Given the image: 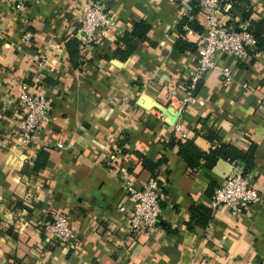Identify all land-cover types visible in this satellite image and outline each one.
Instances as JSON below:
<instances>
[{
  "label": "crops",
  "instance_id": "1",
  "mask_svg": "<svg viewBox=\"0 0 264 264\" xmlns=\"http://www.w3.org/2000/svg\"><path fill=\"white\" fill-rule=\"evenodd\" d=\"M94 3L114 26L86 45L82 22ZM249 3L252 20H262L264 0ZM238 11L225 20L243 21L245 29ZM185 16L169 0H42L19 14L12 0H0V264H264V53L253 63L221 58L231 78L210 71L181 115L204 30L200 14L198 31L181 30ZM141 22L150 26L149 39L124 58L121 38ZM26 31L33 34L28 45L21 42ZM71 39L83 46L77 66L66 47ZM181 39L197 50L177 51ZM22 84L38 87L52 107L30 145L20 139L13 102ZM187 140L203 153L223 144L254 150L250 175L262 203L238 217L212 210L235 166L220 159L208 168L201 158L193 171L177 145ZM43 151L47 160L37 169ZM142 159L165 160L158 176L165 199L157 229L131 242L123 182H149ZM62 214L75 234L69 249L41 229Z\"/></svg>",
  "mask_w": 264,
  "mask_h": 264
},
{
  "label": "built area",
  "instance_id": "2",
  "mask_svg": "<svg viewBox=\"0 0 264 264\" xmlns=\"http://www.w3.org/2000/svg\"><path fill=\"white\" fill-rule=\"evenodd\" d=\"M13 11L23 13L37 5L42 0H12ZM177 4L187 16L192 11L194 0H169ZM203 18L204 30L199 35L200 46L198 51L197 69L190 74L186 84V97L181 101L178 112L182 115L188 110L193 101L195 91L207 74L215 69H221L224 76L231 78L232 71L219 65V60L225 56L236 59L238 64L249 58L250 49L256 46V39L247 31L237 33L225 18L231 19V5H223L220 0H198ZM105 7L94 3L85 8L82 22L81 38L83 43H95V33L100 30L107 31L114 26V22L105 11ZM242 28V27H241ZM243 29V28H242ZM33 34L26 31L21 38L24 45L31 44ZM38 68H43L39 58L35 60ZM247 88V85H244ZM21 110L20 139L23 144L37 141L42 133L43 124L51 112V103L38 87H28L24 84L20 92L13 99ZM58 149H65L63 142L57 143ZM235 171L229 175L224 184L219 187L211 201V209L225 208L233 217L242 216L245 212L259 206L262 197L255 188L251 175H244L243 167L234 162ZM123 188L132 207L129 215V240L135 242L141 236L147 235L157 229L162 215V204L165 195L157 179L151 178L143 188H137L128 177L123 182ZM68 216L58 215L47 219L41 224V229L52 237L55 242L65 248H72L75 243V234L68 226Z\"/></svg>",
  "mask_w": 264,
  "mask_h": 264
},
{
  "label": "trees",
  "instance_id": "3",
  "mask_svg": "<svg viewBox=\"0 0 264 264\" xmlns=\"http://www.w3.org/2000/svg\"><path fill=\"white\" fill-rule=\"evenodd\" d=\"M221 3L225 5H231L233 8L240 10L243 14L244 22L248 23L247 31L254 36L256 39V46L255 51L252 53L249 51V62H254V57L259 53H264V18L260 21L252 20L253 14V7L250 5L249 0H220ZM201 8L199 7L198 0H194L192 3V11L189 16H185L182 23H181V30L184 31L185 27H189L191 29L197 30V22L195 18L200 14ZM232 14V12H229ZM150 26L144 22H141L136 27H134L131 31L125 32L123 37L121 38V42L125 47V50L119 49L118 53L121 54L124 58L133 54L135 49L139 44L146 42L149 37ZM198 31V30H197ZM202 31H200L201 33ZM66 47L68 49V53L73 65L77 66L75 60V55H77V59L80 55V48L83 47L82 43L79 42L77 39H71L67 44ZM175 49L179 52H183L185 50H197L191 44L187 43L184 40H180ZM201 83L198 84L197 89L194 94H197L199 91ZM174 144V143H173ZM179 153L183 157V159L188 163L190 169L193 171L197 170L201 167L199 160L203 158L206 161V166L208 168H212L215 166L218 160L223 159L229 161L231 163L237 162L243 167L244 175H250V172L253 169V156L254 150H250L247 153L239 150L237 147L233 146L232 144H223L220 147L216 148L215 150L210 151L209 153H203L198 149L192 141L187 140L184 143L179 142ZM43 151L36 162L35 168L40 169L41 167L45 166L47 155ZM144 169L148 170L152 178L158 179L159 176V169L161 168L162 164L165 162L164 159L159 163H151L142 159ZM160 184V182H159ZM161 186V184H160ZM164 193V191H163ZM163 205V204H162ZM160 223V222H159ZM159 225V224H158Z\"/></svg>",
  "mask_w": 264,
  "mask_h": 264
},
{
  "label": "water",
  "instance_id": "4",
  "mask_svg": "<svg viewBox=\"0 0 264 264\" xmlns=\"http://www.w3.org/2000/svg\"><path fill=\"white\" fill-rule=\"evenodd\" d=\"M231 12H232V13H235L237 16L240 15V12H239L237 9H235V8H232V9H231ZM242 23H243V21H240V22L235 21V22L232 24V28H233V30L236 31L237 33H241V32H243L244 29H242V28L240 27V24H242Z\"/></svg>",
  "mask_w": 264,
  "mask_h": 264
},
{
  "label": "rangeland",
  "instance_id": "5",
  "mask_svg": "<svg viewBox=\"0 0 264 264\" xmlns=\"http://www.w3.org/2000/svg\"><path fill=\"white\" fill-rule=\"evenodd\" d=\"M102 5V4H101Z\"/></svg>",
  "mask_w": 264,
  "mask_h": 264
}]
</instances>
